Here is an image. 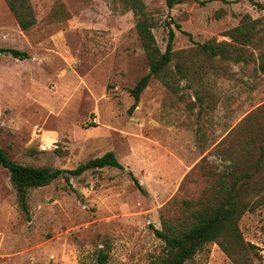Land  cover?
Segmentation results:
<instances>
[{
    "label": "rangeland",
    "instance_id": "1",
    "mask_svg": "<svg viewBox=\"0 0 264 264\" xmlns=\"http://www.w3.org/2000/svg\"><path fill=\"white\" fill-rule=\"evenodd\" d=\"M30 1L36 23L21 30L0 0V47L28 53H0L1 148L66 170L113 151L122 167L31 187L24 209L0 164V264H93L99 249L106 264H151L164 247L152 227L189 226L229 196L244 244L223 243L237 264H264V30L248 45L224 35L245 14L264 18V0H142L161 51L175 34L168 85L152 77L132 111L129 89L149 70L133 12L118 0ZM205 42H230L228 53ZM236 263L208 243L184 264Z\"/></svg>",
    "mask_w": 264,
    "mask_h": 264
},
{
    "label": "trees",
    "instance_id": "2",
    "mask_svg": "<svg viewBox=\"0 0 264 264\" xmlns=\"http://www.w3.org/2000/svg\"><path fill=\"white\" fill-rule=\"evenodd\" d=\"M4 1L21 30H27L36 23V16L30 0ZM118 1L125 9L131 10L137 17L135 28L149 65L148 72L142 75L135 85L129 89L130 94L133 96V103L129 107V110L132 111L138 103L140 93L146 88L152 77L160 78L168 85L165 78L168 74V64L173 56L172 43L175 33L171 28L169 29L165 49L161 51L152 32L153 23L148 19L144 11L145 5L143 1ZM175 1L177 0H166L168 6H171ZM249 1L255 2L254 4L258 7H262L259 1ZM200 3L203 4L204 1H200ZM261 30H264V18H252L249 14H245L241 17L238 24L225 31L224 35L229 37L231 42L248 45L257 40L255 36ZM227 44L229 45L230 42L216 44L205 42L200 44L199 47L211 56H224L228 53ZM0 53H9L19 59H24L28 56L26 51L12 47H0ZM258 69L264 75V51L259 53ZM0 164L9 171L10 181L15 187L19 202L24 209H26L27 192L31 187L45 186L64 173L79 175L88 169L94 170L106 166L122 167L113 151H107L101 156L80 163L74 169L36 167L12 160L1 146ZM130 175L136 186L142 190L136 177L132 173ZM262 201L264 203V194ZM241 212L242 210L239 211L235 199L229 196L224 206L216 207L208 213L197 214L195 222L189 226L180 229L166 225L161 230L152 227L155 235L164 242V247L162 253L154 258L151 264H184L208 243H217L236 263L231 252L223 243L222 238H229L236 245L240 244V246H243L244 242L238 229V216ZM251 246L253 247V245ZM106 259V252L103 249H99L96 261L93 264H106Z\"/></svg>",
    "mask_w": 264,
    "mask_h": 264
}]
</instances>
